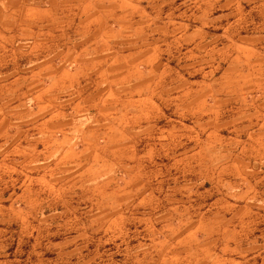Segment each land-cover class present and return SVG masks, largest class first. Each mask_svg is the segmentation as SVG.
Returning <instances> with one entry per match:
<instances>
[{
    "label": "clouds",
    "instance_id": "9594fccd",
    "mask_svg": "<svg viewBox=\"0 0 264 264\" xmlns=\"http://www.w3.org/2000/svg\"><path fill=\"white\" fill-rule=\"evenodd\" d=\"M3 223L0 264L264 259V0H0Z\"/></svg>",
    "mask_w": 264,
    "mask_h": 264
},
{
    "label": "crops",
    "instance_id": "0c3cea01",
    "mask_svg": "<svg viewBox=\"0 0 264 264\" xmlns=\"http://www.w3.org/2000/svg\"><path fill=\"white\" fill-rule=\"evenodd\" d=\"M71 72H72V66L69 65L66 74L70 75ZM81 83L84 84L83 81H81ZM84 87L87 88L88 86L86 84H84ZM84 122L86 123L87 121L85 120ZM10 192H11V189H9L7 191H4L2 193L3 198H4L3 199V204H4L5 207H8L10 205V203H11V201L8 199V197L10 195ZM9 227H15V225L14 224L13 225H9L7 223L0 224V228L7 229ZM260 227L264 228V225H261ZM5 235H6V233H5ZM255 235L259 236L260 232L259 231L256 232ZM6 244H7V241H5L2 237H0V246H4ZM7 251H11V249H7ZM255 264H264V259H262L261 256H256L255 257Z\"/></svg>",
    "mask_w": 264,
    "mask_h": 264
}]
</instances>
